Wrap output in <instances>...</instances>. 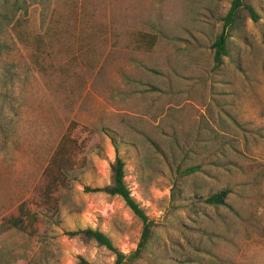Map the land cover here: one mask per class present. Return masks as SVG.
I'll return each mask as SVG.
<instances>
[{
	"label": "rangeland",
	"instance_id": "1",
	"mask_svg": "<svg viewBox=\"0 0 264 264\" xmlns=\"http://www.w3.org/2000/svg\"><path fill=\"white\" fill-rule=\"evenodd\" d=\"M19 1L21 26L0 35V264H116L67 234L88 227L133 252L142 221L92 190L117 154L156 223L130 264H264V0H247L262 18H243L218 71L207 47L232 0ZM226 187L240 216L206 202Z\"/></svg>",
	"mask_w": 264,
	"mask_h": 264
},
{
	"label": "trees",
	"instance_id": "2",
	"mask_svg": "<svg viewBox=\"0 0 264 264\" xmlns=\"http://www.w3.org/2000/svg\"><path fill=\"white\" fill-rule=\"evenodd\" d=\"M41 2H48L49 0H36ZM19 0H15L11 3H6L3 5L2 10H0V35L5 31L6 27L13 25L16 23L15 30L19 28L20 17L19 13L24 10L22 7H19ZM27 13V11H26ZM248 16L252 21L259 22L261 20V14L257 10V8L251 2L247 0H232L231 7L226 13V15L220 18L223 21L222 29L220 33L217 35L216 39L212 43L211 46L207 47L209 51V55H207L206 59H211L213 61L212 70L218 71L224 63V57L229 56L232 50L230 45V40L235 38L232 34L233 31H238L239 29H244V21L243 18ZM20 32V31H18ZM156 35H144V42L149 43V47H152L155 44ZM200 59V58H199ZM170 88L168 92H173V82L171 81L169 84ZM153 90L160 91L159 87H152ZM152 90V89H151ZM180 92H183L181 90ZM223 103L217 104L216 111L219 119L222 118L230 119L233 124L236 123L233 114L227 111ZM237 124V123H236ZM217 135L219 133H216ZM220 137V134L218 135ZM222 136V135H221ZM210 141V140H209ZM211 141H215L212 140ZM177 144V148L181 149L180 140L175 138L174 141ZM226 146L229 144L230 147L233 148V143L231 141H225ZM113 143L116 148V152H119V143L117 142L116 137L113 136ZM175 147L171 148L174 150ZM223 148L218 149V155L223 156ZM203 166L201 164L193 165L183 171L185 175L194 174L196 172L202 171ZM89 190V189H88ZM98 192H105L110 196H119L121 197L125 204L131 209V211L142 221L143 229L141 238L137 245V248L131 252L130 254L124 253L121 251L114 243L113 239L108 236L105 232L94 229L92 227L79 229L76 231H69L67 234L70 236H82L88 240H94L99 245L105 246L108 249L112 250L116 255V264H130L139 259H141L153 238L154 229L156 223L152 220L149 215L146 213L145 209L140 205V203L136 200L130 187L126 182V163L124 159L117 154L115 161L111 165V181L108 185L104 187H97L92 189ZM235 191L230 187H226L222 190H218L214 193H211L207 196L206 202L215 207H228L229 209L237 212L238 216L240 213L227 201L231 194H234Z\"/></svg>",
	"mask_w": 264,
	"mask_h": 264
},
{
	"label": "crops",
	"instance_id": "3",
	"mask_svg": "<svg viewBox=\"0 0 264 264\" xmlns=\"http://www.w3.org/2000/svg\"><path fill=\"white\" fill-rule=\"evenodd\" d=\"M176 88V85L173 83V92H171V94H170V98L171 99H173L172 101H170L169 103H168V106H170V107H175L174 105H172L171 103H174V102H177L176 103V107H178V105H180L179 104V99H180V91L179 90H177V89H175Z\"/></svg>",
	"mask_w": 264,
	"mask_h": 264
}]
</instances>
